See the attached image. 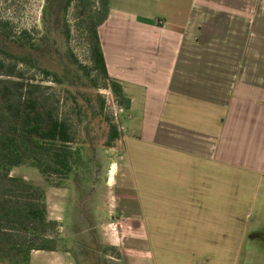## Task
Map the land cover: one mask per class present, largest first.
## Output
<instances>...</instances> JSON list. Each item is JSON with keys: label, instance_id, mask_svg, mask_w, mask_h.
<instances>
[{"label": "crops", "instance_id": "obj_1", "mask_svg": "<svg viewBox=\"0 0 264 264\" xmlns=\"http://www.w3.org/2000/svg\"><path fill=\"white\" fill-rule=\"evenodd\" d=\"M98 35L130 100L105 245L120 264H264V0H110ZM67 189L44 188L61 225ZM42 263L77 264L59 245Z\"/></svg>", "mask_w": 264, "mask_h": 264}, {"label": "trees", "instance_id": "obj_2", "mask_svg": "<svg viewBox=\"0 0 264 264\" xmlns=\"http://www.w3.org/2000/svg\"><path fill=\"white\" fill-rule=\"evenodd\" d=\"M109 1L101 0L100 11L83 19L80 10H87L89 0L64 1L61 43L55 48L60 57L58 73L39 66V57L32 56L48 45L44 38L38 44L22 31L17 40L12 39L24 51L18 55L0 45V77L6 78L0 79V264H29L32 251H56L62 227L48 217L44 188L11 177L12 170L28 162L49 187L85 189L90 183L96 185L102 164L106 166V152L122 140L116 115L109 114L101 94L110 92L124 111L130 107L122 86L108 74L98 35ZM73 4L80 18L76 26L85 34L88 64L70 48L66 17ZM7 25L0 19L6 38ZM31 69L43 76L41 82L27 76ZM47 80L53 86L44 85ZM100 247L120 259L116 248Z\"/></svg>", "mask_w": 264, "mask_h": 264}, {"label": "rangeland", "instance_id": "obj_3", "mask_svg": "<svg viewBox=\"0 0 264 264\" xmlns=\"http://www.w3.org/2000/svg\"><path fill=\"white\" fill-rule=\"evenodd\" d=\"M65 0H0V19L6 22L8 38L4 31L0 29V45L13 54H23L24 51L17 47L14 40L22 31H27L30 36L36 40V43L44 38L48 43L41 51L32 54L33 58L39 57L38 65L48 70L59 72L60 57L56 55L55 48L61 43V8ZM91 4L87 10L81 13V19L100 11L101 0H89ZM75 4V3H74ZM71 6L67 12V23L70 27V48L74 55L82 63L88 64V52L86 48V38L83 28L78 29L76 24L80 21L77 19L75 6ZM87 11V12H86ZM9 35L12 36L9 38ZM38 41V42H37ZM61 48H58V50ZM34 76L37 82H41L43 76L37 70H28L27 76ZM0 79H6L0 77ZM44 85H52L48 80L43 82ZM53 86V85H52ZM101 94L105 96L108 112L114 117L115 122L120 126L126 124L125 115L119 116L118 107L115 105L114 98L110 92L103 90ZM122 131V130H121ZM123 134V133H122ZM121 143L106 154V166L102 164V170L96 179V185L91 183L84 187L78 188L70 185L73 189L65 192L69 195L70 200L66 204V212L62 216V228L59 229L58 241L59 247L70 251L73 258L78 264H120L115 255L110 251H105L100 246L105 245L104 232L100 229L106 218L108 192L106 188L107 168L115 160V156L120 155ZM118 153V154H117ZM113 163L111 164V166ZM111 168V167H110ZM111 171V170H110ZM109 174V172H108ZM11 177L21 178L27 184L49 187L36 168L30 167L26 162L23 166L12 170ZM70 188V187H69ZM51 200V199H50ZM54 200V199H52ZM55 201V200H54ZM96 208V209H95ZM95 210V211H94ZM95 212V214H94ZM62 213V212H61ZM97 219V220H96ZM98 225L99 228L94 226ZM98 260V261H97ZM10 264V263H6ZM44 264V263H42Z\"/></svg>", "mask_w": 264, "mask_h": 264}, {"label": "built area", "instance_id": "obj_4", "mask_svg": "<svg viewBox=\"0 0 264 264\" xmlns=\"http://www.w3.org/2000/svg\"><path fill=\"white\" fill-rule=\"evenodd\" d=\"M123 113H124V110L123 109H121V108H118L117 109V113L116 114H119V116H120Z\"/></svg>", "mask_w": 264, "mask_h": 264}]
</instances>
